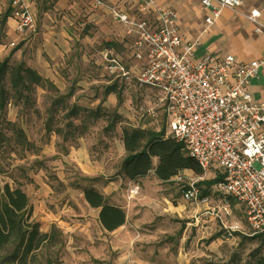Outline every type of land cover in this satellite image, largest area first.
<instances>
[{"label": "rangeland", "instance_id": "1", "mask_svg": "<svg viewBox=\"0 0 264 264\" xmlns=\"http://www.w3.org/2000/svg\"><path fill=\"white\" fill-rule=\"evenodd\" d=\"M88 6V0H41L33 14L34 28L2 40L0 61L12 52L11 63L22 61L51 81L58 93L37 88L33 109L6 106L0 124V195L5 185L19 186L39 231L47 233L52 227L59 231L60 241L50 248L46 264H254L255 256H264L259 238L227 237L216 221L202 215L205 206L182 198L188 184L211 180L218 170L210 169L200 177L183 171L168 183H160L152 173L137 183L117 175L124 157L122 129L158 132L164 128L163 118L159 111L153 118L146 113L155 103V93L103 70L98 56L112 41L103 37L98 19L87 18L103 14L89 12ZM114 42L123 54L132 50L131 38L118 25ZM53 45L62 46L61 53L53 54ZM200 56L198 52L195 57ZM112 85L117 94L105 96V88ZM67 94L70 105L98 110L101 117L94 120L82 113L78 120L70 119L67 128L59 112L55 121L63 131L46 132L49 100ZM8 122L14 127L4 125ZM84 187H93L122 208L126 224L113 233L102 229L97 210L82 199ZM130 187L138 192L131 205L127 202ZM231 203L229 222L244 226L243 208ZM130 216L135 225L129 224Z\"/></svg>", "mask_w": 264, "mask_h": 264}, {"label": "built area", "instance_id": "2", "mask_svg": "<svg viewBox=\"0 0 264 264\" xmlns=\"http://www.w3.org/2000/svg\"><path fill=\"white\" fill-rule=\"evenodd\" d=\"M88 1L124 28L132 40L133 59L142 62L138 69H129L109 50H103V70L155 93L147 115L153 118L159 111L164 136L181 143L203 173L215 169L222 176L203 197L196 184H188L183 200L205 206L202 215L216 221L227 237H260L264 245V87L258 101L249 92L250 82L264 72V56L250 62L220 54L196 58L199 39H184L175 12L156 0H137L131 14L105 0ZM191 1L204 13L201 34L208 32L223 10H229L247 21L254 34L264 37L259 10L244 11L241 0ZM7 4L17 35L34 28L27 0H7ZM134 191L130 189L127 200ZM232 201L243 208L244 226L229 222Z\"/></svg>", "mask_w": 264, "mask_h": 264}, {"label": "trees", "instance_id": "3", "mask_svg": "<svg viewBox=\"0 0 264 264\" xmlns=\"http://www.w3.org/2000/svg\"><path fill=\"white\" fill-rule=\"evenodd\" d=\"M9 18V9L0 13V45L5 38V25ZM11 55L12 52L0 61V124L4 122L5 109L9 103L21 106L24 110L33 109L37 88L50 94L58 93L51 81L43 78L32 68L26 67L22 61L11 63ZM117 91L115 85H112L105 88L104 95H116ZM70 97L67 94L49 100L50 104L45 110L46 132L60 134L63 131L57 127L55 121V115L59 112L63 114L62 119L66 122L67 128L72 124L69 122L70 119L78 120L82 113L94 120L101 117L98 110H86L81 106L70 105L67 102ZM113 122L117 123V118H114ZM4 125L14 127L9 122ZM15 134L21 139L19 130H16ZM120 141L124 157L117 175L130 183H137L149 173H152L160 183L170 182L183 171H190L198 177L203 173L188 156L181 143L164 136V129L155 132L143 128L124 127ZM221 180L222 176L218 174L211 180L198 181L196 187L200 190V196L209 194L211 187ZM81 195L90 209L98 211L97 218L102 229L113 232L124 225V210L110 204L93 187H84ZM58 234L59 231L55 227L47 233L39 231L38 223L32 220L28 198L19 186L15 188L3 186L0 195V264H46L47 260H50V248L60 241ZM255 238H259L262 243L260 237ZM254 259V264H264L263 255L259 254Z\"/></svg>", "mask_w": 264, "mask_h": 264}, {"label": "crops", "instance_id": "4", "mask_svg": "<svg viewBox=\"0 0 264 264\" xmlns=\"http://www.w3.org/2000/svg\"><path fill=\"white\" fill-rule=\"evenodd\" d=\"M41 0H27L30 10L33 14L36 13V4ZM109 5L114 6L121 10L122 12L131 14L137 4V0H105ZM243 3V10L247 11L249 9H257L260 12L261 19L264 22V0H241ZM157 4L163 8L172 10L177 15V26L180 35L187 40L199 39V45L196 47V53L200 52L201 56H207L212 54L220 55H231L239 62H250L253 60H258L264 56V37L253 33L252 26L245 21L239 15L234 14L229 10H223L214 23L212 27L209 28L208 32L201 34L203 25L202 18L204 13L200 10L199 6L192 2L191 0H156ZM62 3L57 2V6H61ZM89 12H95L103 14L100 15H90L88 12L87 17L89 20L98 19L101 30H103V37L106 41V48L103 50H109L114 56L118 57L123 65L129 69L136 70L141 65L142 62H137L133 59L132 50L126 53H121L119 46H117V25L123 29L117 22L112 20L109 14L100 9H93L88 1ZM7 0H0V13L1 10L8 9ZM5 9V10H6ZM3 10L2 12H4ZM110 20L108 21L107 18ZM108 22V23H107ZM106 23L109 28H106ZM21 35H16L14 33V23L9 18L5 25V38L11 40L14 37H20ZM1 46V45H0ZM54 50H51L53 54L61 53L62 46H52ZM101 50L100 53L103 51ZM99 53V61L100 59ZM196 57V58H200ZM102 65V64H101ZM264 87V72H260L258 79H254L250 82L249 92L253 100L258 101L262 99V91ZM132 187L128 190L129 191ZM135 188V187H133ZM138 195V192L134 191V196L129 199L128 204L132 202ZM131 205V204H130ZM204 209V208H203ZM98 213V211H97ZM203 213V212H202ZM130 225H135L134 217L130 216ZM126 224V221L125 223ZM124 226V225H123ZM115 232V231H114ZM46 233V232H43ZM113 233V232H112Z\"/></svg>", "mask_w": 264, "mask_h": 264}]
</instances>
